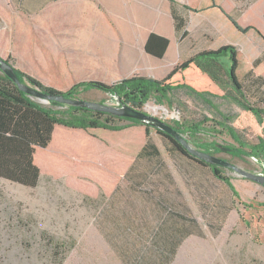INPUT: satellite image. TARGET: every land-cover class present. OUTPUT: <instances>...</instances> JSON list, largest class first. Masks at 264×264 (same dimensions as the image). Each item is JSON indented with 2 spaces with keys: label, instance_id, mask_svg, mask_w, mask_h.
<instances>
[{
  "label": "trees",
  "instance_id": "obj_1",
  "mask_svg": "<svg viewBox=\"0 0 264 264\" xmlns=\"http://www.w3.org/2000/svg\"><path fill=\"white\" fill-rule=\"evenodd\" d=\"M168 1L179 7L182 6L174 0ZM182 7L191 10L186 6ZM217 7L238 31L247 33L253 29L264 40V31L258 25L244 24L242 18L233 19L222 6ZM172 13L175 29L180 33L184 27V19L180 18L175 10ZM167 47V39L152 34L146 41L145 52L160 58ZM5 61L13 67L21 84L33 86L51 96L62 95L66 99L89 101L83 96L90 90H98L117 97L121 104L139 110H142L144 104L150 100L161 105H171L172 101L169 97L176 90L188 91L197 98H203L206 103H208L207 98L224 99L236 105L240 112L228 116L221 114L224 124L215 121V125L229 127L232 135L237 131L250 133L255 139V143L247 144L240 141L236 135L234 140L238 146L233 147L231 155L238 158L250 156L264 163V96H255L260 99L251 103L244 88V82L249 79L251 85L264 86V55L251 62L235 46L224 45L215 51L204 50L188 56L162 79L136 75L109 85L79 82L64 92L44 86L34 77L21 72L12 65L10 57ZM205 122H208L206 116L201 122L183 124L175 121L171 126L180 135L188 134L192 143L188 142L196 149L215 155L218 150L215 149L214 142L198 143L193 140L203 131L201 127ZM57 127L79 130L96 138L101 132L113 134L132 128L142 129L143 146L140 147L114 191L109 194L99 192L97 197L80 194L88 201L95 202L101 199L106 202L99 216L103 221L102 228L106 236L109 234L110 237H124L125 240H131V237L140 240L131 244L126 242L127 245L138 247L135 250L124 249L126 258L131 264H170L187 237L203 236L200 230H193L198 226L194 219H189L185 214V205L177 202L176 197L171 198L172 194L179 196L180 193L177 194L174 177L162 164L159 150L150 139L151 130H155L160 137L168 140L180 156L193 161L200 168L207 169L209 177L223 184L231 192L232 197L239 198V193L230 182L231 178L222 173V167L209 165L203 160L192 157L175 139L159 130L144 125L138 120L115 117L97 110L66 106L57 102H50L47 106L40 105L28 94L21 92L17 85L0 72V179L35 188L42 175L38 166L41 154L52 143L54 130ZM142 161L149 163L151 167L140 166ZM72 168L73 166L70 165L67 171L70 175L76 172ZM57 172L62 171L57 169ZM86 178L92 180L91 177ZM153 179L162 184L167 183L169 187L174 188L173 191L171 187L162 190L160 188L162 184L157 183H155L157 186L150 189L147 187L148 181ZM206 180L208 179L200 177L196 190L201 194L204 212L212 214L211 220L207 221L210 229L217 231L224 224L233 205L230 200L231 205L228 206V194L226 198L224 195L215 194L214 188L210 189L212 186ZM131 199L135 201V205L148 207V216L135 214L136 216L131 217L129 214ZM125 207L128 208V213L124 212ZM152 221L156 223H151ZM150 224L154 225L149 226ZM58 245L60 243L57 242L55 247Z\"/></svg>",
  "mask_w": 264,
  "mask_h": 264
},
{
  "label": "rangeland",
  "instance_id": "obj_2",
  "mask_svg": "<svg viewBox=\"0 0 264 264\" xmlns=\"http://www.w3.org/2000/svg\"><path fill=\"white\" fill-rule=\"evenodd\" d=\"M185 39V42L190 43L188 37ZM2 44L0 57L4 60L10 57L15 68L34 77L44 86L61 92L68 91L79 82L109 85L124 79L107 74L110 70L102 61L82 60V63H93V66H67L65 72H60L58 59L11 55L6 53L10 49L4 46L3 41ZM196 51L190 50L188 56L198 53ZM175 65L177 63L168 67L173 68ZM244 85L251 103L260 99L256 97L264 96V86L251 85L250 79ZM91 91L83 97L99 104H118L111 94ZM169 98L171 105H161L150 100L142 110L169 125L175 121L183 124L201 122L206 116L208 122L202 125L203 131L193 139L198 143L214 142L233 148L238 146L234 140L236 135L242 142L255 143L250 133L237 131L232 135L229 127L215 125V121L224 124L221 114L228 116L240 112L233 103L220 98H207L206 103L203 98H197L185 90H176ZM33 100L43 106L50 103ZM183 136L192 143L188 134ZM150 139L159 150L162 164L174 177L177 194L180 193L179 196L172 194L171 198L176 197L177 202L185 205V214L189 219H194L198 226L193 230L203 233V236L187 237L170 264H264V186L223 168L222 173L231 178L230 182L239 193L238 199L232 197L223 184L209 177L207 169L180 156L174 151L173 145L155 130L150 131ZM217 156L241 170L264 174V163L254 157L238 158L222 153ZM140 166L146 168L150 164L142 161ZM202 176L208 179L206 181L212 186L210 189L214 188L215 194L224 195V198L228 194V206L231 202L233 205L232 211L228 212L224 224L217 231L210 229L207 221L211 220L212 214L204 212L201 194L196 190ZM148 182L147 187L150 189L157 186L155 183L162 184L155 179ZM165 187L171 186L167 183L160 185L162 190ZM80 194L79 190L68 186L61 177L41 175L35 188L0 179V264H131L124 249L135 250L138 247L127 245L126 242L131 244L140 240L133 237L125 240L124 237H110L109 234L106 236L102 228L103 221L99 219L106 202L101 199L88 201ZM57 242L60 245L55 247Z\"/></svg>",
  "mask_w": 264,
  "mask_h": 264
},
{
  "label": "crops",
  "instance_id": "obj_3",
  "mask_svg": "<svg viewBox=\"0 0 264 264\" xmlns=\"http://www.w3.org/2000/svg\"><path fill=\"white\" fill-rule=\"evenodd\" d=\"M174 1L191 10L168 0H0V45L3 41L11 55L58 59L55 63L60 72L67 66H93L82 60L102 61L111 71L107 74L124 79L138 74L162 79L172 69L168 66L179 64L193 49L199 53L235 46L251 62L264 55L263 38L253 29L238 31L217 7L222 6L233 19L242 18L244 24L254 23L264 31V0ZM173 10L184 19L180 33L175 29ZM152 34L168 40L160 58L145 52ZM186 37L190 43L185 42ZM143 143L140 128L101 132L96 138L57 127L38 166L42 175L61 177L80 193L109 194ZM70 165L74 175L67 173ZM132 199L130 216H148V207L135 205ZM127 209L124 212L128 213Z\"/></svg>",
  "mask_w": 264,
  "mask_h": 264
},
{
  "label": "water",
  "instance_id": "obj_4",
  "mask_svg": "<svg viewBox=\"0 0 264 264\" xmlns=\"http://www.w3.org/2000/svg\"><path fill=\"white\" fill-rule=\"evenodd\" d=\"M0 72L8 77L9 80H11L15 85H17L21 92L28 94V96H30L32 99L34 98L44 103L49 101L57 102L60 104H65L66 106L81 107L97 110L98 112L109 113L115 117L128 118L129 120H138L144 123V125L155 128L161 133L175 139V141L182 145L192 157L203 160L209 165H216L231 170L237 174V176L250 179L253 181V183L264 186V174H253L252 172L241 170L235 166V164L223 160L221 157L209 155L206 154V152L194 149L188 140L183 135L177 133L176 129H174L171 125L161 121L159 118L154 117L153 115L146 114L144 110L134 109L129 107V105L121 104L120 100H118L117 97L113 95L112 96L115 97L118 103L116 106H113L112 104H99L97 102L85 101L82 99H66L62 95L51 96L50 94L44 93L33 86L21 84L13 71V67L2 57H0ZM216 148L222 150L223 152L230 151V148L223 147L222 144H216Z\"/></svg>",
  "mask_w": 264,
  "mask_h": 264
},
{
  "label": "flooded vegetation",
  "instance_id": "obj_5",
  "mask_svg": "<svg viewBox=\"0 0 264 264\" xmlns=\"http://www.w3.org/2000/svg\"><path fill=\"white\" fill-rule=\"evenodd\" d=\"M223 147H226V146H223ZM226 148H230V151L229 152H223L222 150L216 148V144H215V149L218 150V152L215 155H219L220 153L227 154V155H231L233 148L232 147H226ZM231 156H233V155H231ZM223 160H225V159H223Z\"/></svg>",
  "mask_w": 264,
  "mask_h": 264
}]
</instances>
